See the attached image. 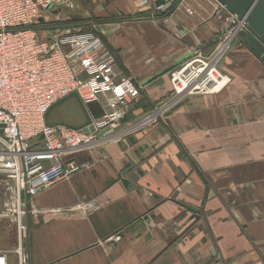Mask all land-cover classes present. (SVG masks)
<instances>
[{
  "label": "crops",
  "instance_id": "0c3cea01",
  "mask_svg": "<svg viewBox=\"0 0 264 264\" xmlns=\"http://www.w3.org/2000/svg\"><path fill=\"white\" fill-rule=\"evenodd\" d=\"M179 2L76 0L79 29L95 27L139 96L71 157L82 170L0 223L9 264L24 237L25 264H264V64L236 36L224 47L233 15L219 3ZM196 52L221 79L176 95L169 73ZM112 101L84 105L93 123Z\"/></svg>",
  "mask_w": 264,
  "mask_h": 264
},
{
  "label": "built area",
  "instance_id": "2783aa9c",
  "mask_svg": "<svg viewBox=\"0 0 264 264\" xmlns=\"http://www.w3.org/2000/svg\"><path fill=\"white\" fill-rule=\"evenodd\" d=\"M183 1L175 11L183 8ZM61 6L74 9L76 0H0V177L13 183L12 196L18 209L22 194L28 202L82 170L83 165L71 157L97 140L96 134L48 127L45 115L52 105L72 93L84 105L97 101L100 95L111 94L110 112L93 123L98 133L122 119L128 99L139 96V87L131 79L117 80L115 57L95 27L59 35L49 33L46 38L38 35L35 26L43 21V14ZM155 9L160 12L163 5ZM185 11L188 15L194 13L191 8ZM229 23L224 47L246 29L235 16ZM195 54L169 73L176 95L208 93L211 85L221 79L216 57ZM23 218L21 210L16 220L20 242L26 231ZM15 252L18 264H25L27 255L22 247ZM0 264H9L7 252L1 250Z\"/></svg>",
  "mask_w": 264,
  "mask_h": 264
},
{
  "label": "water",
  "instance_id": "95a60500",
  "mask_svg": "<svg viewBox=\"0 0 264 264\" xmlns=\"http://www.w3.org/2000/svg\"><path fill=\"white\" fill-rule=\"evenodd\" d=\"M228 13L235 16L238 21L245 24L246 29L237 33L246 47L254 53L264 64V0H216ZM176 0H160L157 6L163 5L162 12L171 9ZM73 101L76 111L64 112V106ZM54 112L58 114V121H51ZM45 123L48 127L62 126L71 130L81 131L86 135L96 134L100 139L107 133L109 128L96 133L92 119L84 104L76 93L61 99L52 105L45 115ZM25 195L22 194L21 206H26Z\"/></svg>",
  "mask_w": 264,
  "mask_h": 264
},
{
  "label": "rangeland",
  "instance_id": "374dc122",
  "mask_svg": "<svg viewBox=\"0 0 264 264\" xmlns=\"http://www.w3.org/2000/svg\"><path fill=\"white\" fill-rule=\"evenodd\" d=\"M50 8L47 9V11ZM78 9L67 8L61 6V8L56 11L51 10L47 14H43V21L35 26L38 35L42 38H46L50 33L54 35H59L62 33H69L80 31L79 27L76 26L77 22H74L76 16H78ZM64 112H73L76 111V107L73 101L68 102L64 107ZM58 114L54 112L51 121H58ZM14 186L12 182H8L0 177V223L5 222L7 219L12 221L15 217V213L18 211V205L13 200L12 192ZM23 211V210H22ZM9 217V218H8ZM7 227L5 226V229ZM24 233V232H23ZM10 240H7V233L5 230L0 234V248L3 250L10 249ZM22 249L25 251V237L23 238Z\"/></svg>",
  "mask_w": 264,
  "mask_h": 264
},
{
  "label": "trees",
  "instance_id": "16d2710c",
  "mask_svg": "<svg viewBox=\"0 0 264 264\" xmlns=\"http://www.w3.org/2000/svg\"><path fill=\"white\" fill-rule=\"evenodd\" d=\"M74 22H77V21H76V20H74ZM41 24H43V23H41ZM41 24H39V25H41ZM78 25H79V23L77 22V23H76V26H78Z\"/></svg>",
  "mask_w": 264,
  "mask_h": 264
},
{
  "label": "bare ground",
  "instance_id": "6f19581e",
  "mask_svg": "<svg viewBox=\"0 0 264 264\" xmlns=\"http://www.w3.org/2000/svg\"><path fill=\"white\" fill-rule=\"evenodd\" d=\"M220 85H222V83H221ZM220 85H219V86H220ZM219 86H218V87H219ZM218 87H217V88H218Z\"/></svg>",
  "mask_w": 264,
  "mask_h": 264
}]
</instances>
